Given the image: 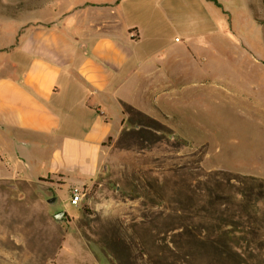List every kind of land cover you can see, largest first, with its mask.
Listing matches in <instances>:
<instances>
[{"label":"rangeland","instance_id":"1","mask_svg":"<svg viewBox=\"0 0 264 264\" xmlns=\"http://www.w3.org/2000/svg\"><path fill=\"white\" fill-rule=\"evenodd\" d=\"M114 1L0 0V63L32 26H85ZM117 14L142 25L156 89L99 100L115 142L93 185L47 177L54 144L7 142L28 180L0 179V264H264V0H121ZM56 109L69 132L97 116ZM74 187L90 190L79 204Z\"/></svg>","mask_w":264,"mask_h":264},{"label":"crops","instance_id":"2","mask_svg":"<svg viewBox=\"0 0 264 264\" xmlns=\"http://www.w3.org/2000/svg\"><path fill=\"white\" fill-rule=\"evenodd\" d=\"M120 2L97 8L95 15L100 19L85 26L72 15L63 22L32 26L10 52L23 57L0 63V150L9 149L8 141L36 151L54 144L47 177L81 183L89 179V186L98 181L91 177L98 172L100 154L115 142L110 118L102 112L99 100L126 89L134 94L153 91L157 86L153 80L162 71L160 61L145 47L148 37L141 32L142 25L120 24ZM161 31L154 36L156 41H162ZM73 32L76 35L68 38ZM158 86L161 89L162 83ZM56 106H68L70 112L85 108L97 116L89 129L75 124L74 132H69L62 128ZM14 152L10 160L0 154V179L23 184L28 177L21 167L28 160L20 150Z\"/></svg>","mask_w":264,"mask_h":264},{"label":"built area","instance_id":"3","mask_svg":"<svg viewBox=\"0 0 264 264\" xmlns=\"http://www.w3.org/2000/svg\"><path fill=\"white\" fill-rule=\"evenodd\" d=\"M90 190L88 188L80 189L78 187H74L71 189L72 201L74 204H79L83 201L84 197L87 196V193Z\"/></svg>","mask_w":264,"mask_h":264},{"label":"water","instance_id":"4","mask_svg":"<svg viewBox=\"0 0 264 264\" xmlns=\"http://www.w3.org/2000/svg\"><path fill=\"white\" fill-rule=\"evenodd\" d=\"M54 201H55V199L50 200L51 203L54 202ZM64 216H65L64 213H63V214H60L59 216H57V219H58V220H61Z\"/></svg>","mask_w":264,"mask_h":264},{"label":"trees","instance_id":"5","mask_svg":"<svg viewBox=\"0 0 264 264\" xmlns=\"http://www.w3.org/2000/svg\"><path fill=\"white\" fill-rule=\"evenodd\" d=\"M111 141H112V138L110 137L108 143L111 142Z\"/></svg>","mask_w":264,"mask_h":264}]
</instances>
